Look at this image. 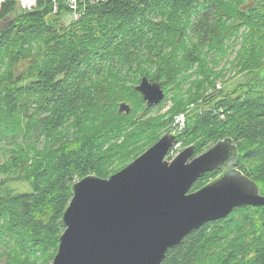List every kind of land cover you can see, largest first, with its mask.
Here are the masks:
<instances>
[{
	"label": "trees",
	"instance_id": "1",
	"mask_svg": "<svg viewBox=\"0 0 264 264\" xmlns=\"http://www.w3.org/2000/svg\"><path fill=\"white\" fill-rule=\"evenodd\" d=\"M258 1L264 0H107L77 22L65 14L51 16L47 2L26 13L12 2L4 4L0 146H9H1L0 175L24 179L31 191H0V260L51 264L71 185L90 175L107 178L114 167L122 169L159 140L161 117H138L134 124L129 114L118 112L122 99L131 106L144 101L135 88L127 89L115 64L138 74L153 60L156 70L149 80L167 92L178 90V75L195 66L208 81L226 42L241 29H248L239 54L241 67L250 68L245 85L205 93L177 142L194 145L198 155L230 138L239 153L238 169L264 194V64L259 67L264 3ZM203 83L192 84L196 91L188 101L200 97ZM172 101L169 120L187 104L179 94ZM34 130L42 139L33 137ZM218 174H204L189 192ZM161 264H264V207L236 208L225 219L203 225L169 249Z\"/></svg>",
	"mask_w": 264,
	"mask_h": 264
},
{
	"label": "water",
	"instance_id": "2",
	"mask_svg": "<svg viewBox=\"0 0 264 264\" xmlns=\"http://www.w3.org/2000/svg\"><path fill=\"white\" fill-rule=\"evenodd\" d=\"M146 109L164 99L162 87L143 77L135 88ZM119 113L129 112L120 104ZM180 133L170 130L120 171L86 176L71 185L51 264H161L169 249L203 225L225 219L243 206L264 207L255 180L235 168L239 153L224 138L194 155L185 147L171 162L165 156ZM220 173L189 192L204 174Z\"/></svg>",
	"mask_w": 264,
	"mask_h": 264
},
{
	"label": "rangeland",
	"instance_id": "3",
	"mask_svg": "<svg viewBox=\"0 0 264 264\" xmlns=\"http://www.w3.org/2000/svg\"><path fill=\"white\" fill-rule=\"evenodd\" d=\"M258 3H264V1H258ZM69 12V11H68ZM71 13V12H69ZM66 16V15H65ZM8 17H11V15H8ZM67 19H69V16L67 15ZM2 22V19L0 23ZM65 24H69L68 21L65 20ZM244 29H241L242 32H239V34L235 37H232L230 40L226 42V53L223 57L219 58L217 57V64L215 67L212 69L214 75L210 77L208 81H205L203 79V76L198 74V67L195 66L189 71L185 72L184 74H179L178 75V86L179 89L177 90L176 88L174 89H169L168 92L165 91L163 88L164 92V99L162 102L155 106L152 107L153 109L148 112V109H146V103L143 100L142 94L136 90L137 93L140 94V99L144 101V104H139L138 97L132 93V95L137 99V101L132 97L134 101L137 102L136 105L132 104L127 100V102H122L120 104H126L129 107V112L128 114L130 117L133 118L134 124H137L138 122V117H140L141 120H148V119H157L158 117L162 118L163 126L160 130V135H164L170 130H174L175 132L179 130H184L186 128V123H187V117L188 114L199 104H202L203 99L199 100L205 93L207 94H213V93H218L221 92L223 88H225L226 92H230L233 90L237 84L243 83L245 85V81H243V78L245 75H247V72L249 71L250 68H242L241 64L239 63V54H240V48H241V41H243L244 35L248 32V29L243 31ZM206 60V58H204ZM214 58L208 59L207 61L210 62V60H213ZM152 63L144 68H141L138 72L133 73L132 69L129 71V73H126V67H121L116 65V68H113L114 70H117L121 76L126 78V87L127 89L131 86V88H136L139 84L140 81L143 77L148 78V76L151 78L153 74L155 73L156 70V64ZM262 62V63H261ZM264 64V57L263 60H259V67H263ZM256 66L252 67L253 70H256ZM264 71H262L261 74H263ZM137 74V75H136ZM136 75V76H135ZM137 79V80H136ZM136 80V81H135ZM150 81V80H149ZM181 81V84L179 83ZM198 81H204L202 87L199 90L200 97L196 99V101H188L189 97L191 94L195 93V89L192 88V84ZM253 80H250L249 82L252 83ZM152 82V81H150ZM159 83V82H157ZM160 84V83H159ZM130 85V86H129ZM161 86V85H160ZM162 87V86H161ZM179 94V99L181 100H186L187 104L183 111H180L177 115H174L171 120H169V113L174 108L172 98L176 95ZM199 100V101H197ZM143 105V109H142ZM142 110V113H141ZM208 111L209 109H205ZM148 112V113H147ZM124 113V112H123ZM125 114V113H124ZM145 114V115H144ZM224 119V118H222ZM180 121L179 124H176L177 121ZM184 122L183 126H180ZM178 134L181 132H177ZM160 136V137H161ZM33 137H36L37 140H40V138L37 130L33 131ZM34 139V138H33ZM120 141H123L121 138ZM234 143V141L232 140ZM180 148L178 150L184 149L188 145H185L182 140H179ZM8 147L9 145L7 144H2ZM1 145V146H2ZM211 145V144H210ZM0 146V150H2V147ZM190 146V145H189ZM236 146V145H235ZM206 150V149H205ZM204 150V151H205ZM238 151V150H237ZM10 154L7 155V157ZM115 162L118 160L117 158ZM4 160V157L0 155V161L2 162ZM122 162H124L122 160ZM238 161L235 164V168L238 169ZM123 169V168H122ZM121 170V169H120ZM118 170L117 167H114V173L120 171ZM113 173V174H114ZM4 180V183L0 185V191L3 193H13L15 195L18 194H23V193H28L31 191V187L29 183H27L24 179L20 178L17 179L13 176L10 175H5L1 174L0 175V181ZM0 264H5L4 259L0 260Z\"/></svg>",
	"mask_w": 264,
	"mask_h": 264
},
{
	"label": "built area",
	"instance_id": "4",
	"mask_svg": "<svg viewBox=\"0 0 264 264\" xmlns=\"http://www.w3.org/2000/svg\"><path fill=\"white\" fill-rule=\"evenodd\" d=\"M8 1L14 3L17 9H20L21 7L22 8L21 10L25 13L33 11L36 8L38 2L40 1L47 2L50 7V14L52 16H57L61 18L65 14L69 16L68 19L69 22H77L82 17L87 15L88 11L92 7L96 6L99 3H103L107 0H0V21L2 19V15H1L2 7ZM68 11L71 13H69ZM180 121L178 120L176 124H179ZM183 125L184 122L180 126ZM182 131L183 129L177 132H182ZM180 145L181 144L177 142L171 147V149L165 156L166 161L171 162L178 156V154L181 151L178 150V148H180Z\"/></svg>",
	"mask_w": 264,
	"mask_h": 264
},
{
	"label": "bare ground",
	"instance_id": "5",
	"mask_svg": "<svg viewBox=\"0 0 264 264\" xmlns=\"http://www.w3.org/2000/svg\"><path fill=\"white\" fill-rule=\"evenodd\" d=\"M22 8L20 7V9L19 10H21ZM22 11V10H21ZM23 12V11H22Z\"/></svg>",
	"mask_w": 264,
	"mask_h": 264
},
{
	"label": "flooded vegetation",
	"instance_id": "6",
	"mask_svg": "<svg viewBox=\"0 0 264 264\" xmlns=\"http://www.w3.org/2000/svg\"><path fill=\"white\" fill-rule=\"evenodd\" d=\"M221 171V170H220ZM220 171H219V173H220Z\"/></svg>",
	"mask_w": 264,
	"mask_h": 264
}]
</instances>
